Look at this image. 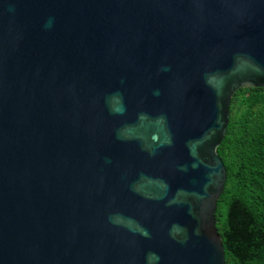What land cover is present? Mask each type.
Returning <instances> with one entry per match:
<instances>
[{"label": "water", "instance_id": "95a60500", "mask_svg": "<svg viewBox=\"0 0 264 264\" xmlns=\"http://www.w3.org/2000/svg\"><path fill=\"white\" fill-rule=\"evenodd\" d=\"M249 86L264 0H0V264H224Z\"/></svg>", "mask_w": 264, "mask_h": 264}, {"label": "trees", "instance_id": "16d2710c", "mask_svg": "<svg viewBox=\"0 0 264 264\" xmlns=\"http://www.w3.org/2000/svg\"><path fill=\"white\" fill-rule=\"evenodd\" d=\"M217 153L226 169L215 212L224 264H264V86L235 91Z\"/></svg>", "mask_w": 264, "mask_h": 264}]
</instances>
